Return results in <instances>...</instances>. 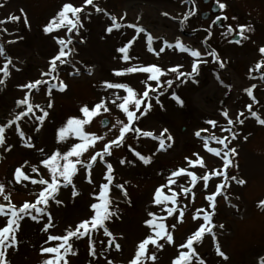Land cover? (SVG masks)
<instances>
[{
	"label": "rangeland",
	"instance_id": "obj_1",
	"mask_svg": "<svg viewBox=\"0 0 264 264\" xmlns=\"http://www.w3.org/2000/svg\"><path fill=\"white\" fill-rule=\"evenodd\" d=\"M261 1L247 0L243 4L250 9L249 17L240 16L234 12L232 15L228 11L231 20L233 16L237 17L231 22L233 26L250 24L254 28L253 32L246 33L250 36L249 40L244 41L248 47L247 53L243 54V49L240 47L233 49V55H226L227 51H225L223 56L227 57L226 69L220 70L217 67L216 71L220 73L221 79L232 85L231 90L221 86L214 75H208L207 70H210L211 66L201 65L199 76L196 77L199 81L198 84L193 83L191 79L184 84L176 83L168 93L161 97L164 108L161 109L153 99V107L149 115L139 124L142 130L152 131L154 135H159L163 128L168 129L174 143L167 153H157L147 166L139 160L136 161L135 166L128 164L121 166L118 160L122 156L127 159H136L128 145L143 155H151L158 143L142 135L138 140L132 139L129 134L126 136L125 144L119 149L114 148L112 156L105 158L113 164L114 184L129 181L125 187L128 198L131 200V204H129L126 199L121 198L119 189L112 188L110 195L114 200L120 201L122 219L109 222L108 227L114 234L123 233L125 239L122 242V253L117 254L113 251L109 258L119 262L130 257L135 243L145 235L147 230L142 221L146 216V208L149 206L151 194L156 186L164 182L163 176L157 174L158 171L163 170L167 173L168 170L176 167H187L184 157L191 158L193 153H199L208 168L220 166L219 159L203 149L202 141L194 136V131L207 128V134L227 135V133H221L219 127L213 129L205 123L206 120L214 119L218 125L228 127L225 118L220 114L221 109L226 108L229 115L235 119L236 114L244 109V105L251 102L244 89L252 84L257 85V88L253 89V95L259 101L258 104H253V110L257 111L261 118H264V81L259 79L260 75L258 76L257 70L253 68L256 62L261 59L257 49L259 46H264V11L261 8L263 3ZM64 2H68V0H3L4 6L0 7V20H4L9 14L19 15V10L22 8L27 14L30 29L25 27L23 18L18 24L15 22L0 24V29H7V32L0 31V44L4 45L5 54L10 55L13 62L21 68V71L13 70L10 79L6 81V86L0 87V121L7 117L9 110H16L13 107L14 100L22 98L24 95V90L18 89L17 85L39 78L40 71L47 69V61L57 50V45L52 39L53 34L46 35L42 29ZM71 2L79 6L83 0H71ZM93 2L106 9L107 13L114 15L115 11L124 8L125 0H93ZM221 2L227 4L228 10H236L238 7V4L235 6V2L232 0ZM84 10L91 12L92 15L89 19L84 20L83 14H81V19L84 22L81 35L84 36L85 43L74 45L78 50V55L73 58L74 61L80 62L77 67L81 68L82 75L76 78L70 77L68 71L71 69L63 66L59 79H62L69 87L63 93L53 90V109L50 110L38 138L32 131L34 123L30 119L20 122L21 129L26 135L32 134L36 147H43L45 152H50L57 147H60L61 151H65L69 145L79 142L78 138L69 137L66 142L57 145L56 131L66 123L68 117L79 115L78 108L82 103L94 102L99 96L106 94L100 87L101 81L125 82L137 92H142L145 88V84L142 83L144 79L136 78L131 74H127L123 79L112 75L113 68L126 67L120 66V54L116 51L120 46L117 43L119 30L115 29L111 34H107L104 26L110 21V17L103 13L96 14L91 5L86 6ZM64 31L62 29L58 34L63 35ZM16 37H23V39H16ZM169 39L172 40L171 35ZM12 40L15 42L9 43ZM188 60L190 58L186 57L187 64ZM3 62V58H0V65ZM87 67L94 68L91 75L85 71ZM250 68L253 69L251 75L256 77L254 79L249 78ZM260 70L264 73V67ZM111 91L114 90H109V94ZM115 91L121 95L125 94L123 90ZM172 91H176L182 98L183 106H178L177 102L170 98ZM33 92L34 94L29 97L32 103L39 102L42 105L46 103L44 86H41L39 92H35V90ZM245 116L247 118L244 125L238 126L240 135L230 145L237 149L238 155L235 157V162L238 164V168H230L229 175L235 174L238 178L245 179L246 183L242 186L235 183L231 185L226 193L230 204L223 197H218L214 223L223 224L224 227L223 229H214L216 240L213 241L211 236L205 233L200 243H194L196 252L204 259L205 264H260V258L264 257V208L258 207V202L264 200V126L259 125L255 118H252L247 112H245ZM110 118L114 122L117 118L123 119L124 117L119 110L113 107ZM86 130L102 133L105 128L97 119L94 126L90 128L86 126ZM5 135L6 141L13 143L14 146L10 152L0 153L3 156L0 159V181L10 179L13 168L19 166L25 159L40 167V172L33 174L34 178H47L46 170L38 164L40 154L35 150L22 147L18 143L19 137L14 129L6 130ZM109 135L111 136V134ZM167 135L168 133H165V136ZM244 136H247V140L243 139ZM209 146L218 147L212 142ZM100 147V142H97V150ZM90 152H92L91 148L83 154L82 159L87 158ZM104 170L103 165L99 162L94 165L91 173L94 184L104 182L102 179ZM189 171H196L199 176L205 169L196 166L189 168ZM83 175L84 173L81 171L74 177V183L80 191L79 196L73 199L70 187L62 188L58 198L63 201V204L56 206L50 202L49 208L53 214L55 225L49 230L52 234H63L68 226H74L81 218L89 214V193L93 190L94 185L86 183ZM215 182H218L215 177L209 181V192L212 191ZM202 185V181H197L192 189L196 194L194 202L191 196L183 199V204L187 205L184 222L178 223L173 231L175 244L166 245L158 253L157 264H171L172 260L178 256L179 251H187L186 248L178 249L176 245L184 243L202 222L201 220L195 222L192 220V215L197 208L208 207L205 201L206 192ZM32 199L34 196L29 193L28 188L17 187L13 191L12 200L17 205L24 200ZM0 203H3L2 198H0ZM231 205H235V208ZM5 222L6 218L0 217V226H3ZM43 222L42 220L41 223ZM165 222L175 223V220L169 217ZM39 228L40 224L25 217L17 233L18 250L9 249L8 251L7 258L10 264H40L42 257L38 249L46 234L41 233ZM93 239L97 241L96 249L99 252L102 247L100 241L105 240L106 237L101 231L94 233ZM70 242L79 251L77 255L69 256V264H87L89 260L87 238L81 240L73 238ZM55 243L57 242H52L53 245ZM217 244L220 246V250L227 255V260L217 254ZM149 248L151 249V246ZM100 264H105L103 258H100ZM192 264H197V261L193 259Z\"/></svg>",
	"mask_w": 264,
	"mask_h": 264
},
{
	"label": "snow or ice",
	"instance_id": "obj_2",
	"mask_svg": "<svg viewBox=\"0 0 264 264\" xmlns=\"http://www.w3.org/2000/svg\"><path fill=\"white\" fill-rule=\"evenodd\" d=\"M185 2H190L192 7L183 14V18L179 21L181 25H184L197 11L195 0H182V3ZM214 3L221 10L227 8V4L220 2V0H214ZM88 5L92 6L96 14L103 13L110 17L111 23L105 28L107 34H111L114 29L119 30L123 27L132 28L137 35L144 33L147 51L158 59L162 58L161 54L166 49L190 53L191 57L194 58L191 62V70L187 72L182 71L183 65L180 63L167 68H162L155 63L134 64L122 68H113L111 70L112 75L121 79L126 77L127 74L134 72L146 74V78L142 81L145 84L144 90L137 92L125 82H115L113 80L101 81L100 87L106 94L99 96L94 102L82 103L78 108L79 115L68 117L66 123L56 131L57 145L66 142L69 137L78 138L79 142L69 145L65 151H61V148L57 147L50 152H45L43 147H36L32 134L26 135L21 129L20 122L24 119H30L34 123L32 131L38 138L50 110L53 109V90L63 93L69 87L67 83L59 79L63 66L71 69L68 71L70 77L76 78L82 75L81 68L77 67V64L80 62L73 59L78 55V50L74 45L76 43H85L84 36L81 35V30L84 28L81 14H83L84 20L91 17L92 13L84 10ZM3 6V0H0V7ZM19 13V15L9 14L4 20H0V24L8 22L18 24L21 18H23L25 27L30 29L27 14L22 8L19 10ZM162 15L169 16V13L163 12ZM171 18L176 19L175 17ZM221 19L226 21L228 17L226 15L223 17L218 15L212 20L207 29H203V31L207 32L208 38L211 37L210 29L213 26H220L224 28L222 36L225 38L229 36L239 37V39L234 38L229 40L228 42L230 43L240 45L243 41L250 39V36L246 34L254 31V28L250 24H238L234 29L231 24H221ZM236 19L237 17H232V20ZM120 20H124V16H121ZM62 29L65 30L64 34L59 35L58 33ZM42 30L46 35L53 34L52 39L57 45V50L48 59L47 69L40 71L39 78L17 85L18 89L24 90V95L22 98L14 100L13 107L16 110H9L7 117L0 121V153H7L12 150L14 145L6 141L5 134L6 130L14 129L19 137L18 143L22 147L35 150L40 154L38 164L46 170L47 178H34L33 174H38L40 167L37 164H31L25 159L19 166L13 168L10 179L0 181V198L3 200V203H0V217L6 218L4 225L0 226V264H10L7 258L9 249L13 251L18 250L19 240L17 233L25 217L40 224L39 231L46 234L38 249L42 257L40 264H69V256H75L79 251L73 247V243L70 241L73 238L81 240L85 237L88 241L87 255L89 260L87 264H100V258H103L105 264H157L158 253L166 245L172 246L175 244L173 231L176 229L178 223L184 222L185 209L187 207L182 201L191 196L194 202L196 194L192 189L197 181L203 182L202 186L206 192L205 201L208 207L197 208L192 215L194 222L197 220H201L202 222L198 224L184 243L176 245L178 249L186 248L187 251H179L178 256L172 260L171 264H192L193 259L197 261V264H205L204 259L196 252L194 243H200L205 233L210 235L213 241L216 240L214 229H223L224 227L223 224L217 225L214 223V217L217 214L218 197H223L230 204L226 193L231 185L235 183L242 186L246 183L245 179L238 178L235 174L229 175L230 168H238V164L235 162V157L238 155L237 149L234 146H230L232 141L240 135L238 126L244 125L247 118L245 112L252 118H255L259 125L264 126V118H261L257 111L253 110V104L259 103L256 96L253 95V89H256L257 85L252 84L244 89L251 102L244 105V109L236 114L235 119L229 115V111L226 108L221 109L220 114L225 118L228 127L218 125L214 119L205 121L213 129L219 127L220 132L227 133V135L207 134V128L194 131V136L202 141L203 149L219 159V167L208 168L204 158L199 153H193L191 158L188 156L184 157L187 167H176L168 170L167 173L163 170L158 171L157 174L163 176L164 182L154 188L149 206L146 208V216L142 224L147 231L135 243L132 255L125 260L117 262L109 258V256L113 251L117 254L122 253V242L125 237L123 233L114 234L108 227L109 222L122 219V212L119 207L120 201L114 200L110 193L112 188L119 189L121 198L126 199L131 204L125 187L129 181L114 184L113 164L105 158L112 156L114 148L119 149L123 146L126 136L129 134L132 139L138 140L142 135L158 143L151 155H143L131 145H128L129 150L136 159H127L122 156L118 160L121 166L125 164L135 166L137 160L147 166L152 162L153 157L157 153H167L174 143V139L168 132V129L163 128L159 135H154L152 131L142 130L139 124L149 115L153 107V99H155L156 104L161 109L164 108L161 97L168 93L169 89H172L176 83L184 84L191 79L193 83L198 84L199 81L196 77L199 75L200 66L207 64L208 60L201 59L202 52L192 48L190 45H186L179 37L173 43L164 37L154 38L148 29H145L138 23H117L115 15L107 13L106 9L94 4L93 0H83V3L79 6L71 2V0L62 3L58 11L45 23ZM0 31L7 32V29H0ZM16 39H23V37H16ZM135 39L136 36L134 35L133 38L123 42L122 46L116 49L117 53L120 54L119 59L122 62L134 59L130 55L129 50ZM154 39L162 41L158 51L153 47ZM14 42L15 40L9 41V43ZM207 43L208 39L200 41L201 45L206 46ZM257 51L261 59L256 62L254 67L256 70H260L261 66L264 65V46H259ZM203 55L211 57L212 62L218 65L220 70L226 69V61L221 59L215 48L206 49ZM0 58H3L4 61L0 65V87H4L6 86V81L10 79L12 71H21V68L17 63L13 62L10 55L5 54L3 44H0ZM135 59H139V57H135ZM85 71L91 75L94 68L87 67ZM213 71L215 79L219 84L225 89L231 90L232 85L225 83L218 71L215 69ZM252 71L253 69L250 68L249 78L254 79L256 77L251 75ZM259 79L264 81V73L260 74ZM41 86L45 88L46 103L43 105L39 102L32 103L29 97L34 94L33 90L39 92ZM109 90L114 91H111L109 94ZM115 90H123L125 94L121 95ZM170 98L175 100L178 106H183L184 102L176 91L170 93ZM113 107L119 110L124 117L123 119L117 118L114 122L112 121L110 117ZM97 119L104 126L105 131L97 133L86 130V126L89 128L94 126V122ZM165 133H168V135L165 136ZM202 133H205V135H202ZM243 139L247 140V136H244ZM97 142L101 144L98 150L96 148ZM210 142L215 143L218 147H210ZM90 148L92 152L89 153L87 158L82 159L83 154L88 152ZM2 158L3 156L0 155V159ZM97 162L103 165L105 169L102 177L104 182L94 184L91 173ZM196 166L205 169L199 176L196 171H189V168ZM81 171L84 173V181L90 185H94L93 190L89 193V214L81 218L74 226H68L63 234H52L49 230L55 225L49 204L50 202L56 206L63 204V201L58 198L62 188L67 189L70 187L73 199L80 195V191L76 183H74V177ZM214 177L217 178L218 182L213 184V189L209 192V181ZM178 180L180 181L179 183L177 182ZM17 187L28 188L29 193L34 196V199L24 200L19 205L14 203L12 195ZM231 207L235 208V205H231ZM258 207L264 208V200L258 202ZM169 217L175 220V223H166L165 221ZM42 220L44 221L43 223H41ZM101 231L106 239L100 241L102 247L97 252V241L93 239V234ZM54 241L57 243L53 245L52 242ZM149 246H151V249ZM216 252L223 259H228L225 252L220 250L218 244L216 245ZM260 264H264V257L260 258Z\"/></svg>",
	"mask_w": 264,
	"mask_h": 264
},
{
	"label": "flooded vegetation",
	"instance_id": "obj_3",
	"mask_svg": "<svg viewBox=\"0 0 264 264\" xmlns=\"http://www.w3.org/2000/svg\"><path fill=\"white\" fill-rule=\"evenodd\" d=\"M221 1L225 0H220V2ZM232 1L235 2V6L236 4H238L236 10H228V8L221 10L218 8V6L215 5L214 0H195V7L197 9L196 14L194 16H191L184 25H181L179 21L183 18V14L186 11L190 10L192 5L190 2L182 3V0H125L124 8L115 11L114 15L117 17V23H138L140 26L144 27L145 29H148L152 33L154 38L164 37L169 42L174 43L176 38L179 37L181 41L186 45H190L192 48L198 49L202 52L201 59L208 60V63L204 65L211 66V69L207 70V73L209 76H213V70H217L218 65L212 62L211 57L203 55L206 49L215 48L216 51L219 53L221 59H223L224 61H226L227 58L223 56L225 51H227L226 55H230L233 53V49H239L238 47H240L243 49V54L247 53L246 50L248 47L245 45L244 41L240 45L228 42L229 40H232L234 38L239 39L238 36H229L226 38L222 36L224 28L220 26H213L210 29V38H208L207 32L203 31V29H207L209 27V25L212 23V20L218 15L222 17L226 15L228 17L226 21L221 19V24H231L233 26L228 11L232 15L234 12L240 16H250L249 7L246 8L243 5L247 2V0ZM262 1L261 8L262 11H264V0ZM163 12L169 13V16L162 15ZM121 16H124V20H120ZM171 17H175L176 19H172ZM110 23L111 21L105 23L104 28H106ZM233 28L235 29L236 25L233 26ZM118 33L119 34L117 38V43L120 46H122L123 42L133 38L134 35L136 36V39L134 40V43L129 50L130 55H132L134 59L128 62L121 61L120 66L155 63L161 66L162 68H167L171 65L180 63L183 65V68L181 69L182 71L187 72L191 70V62L194 58L191 57L190 53H181L175 49H166L165 52L161 54L162 58L158 59L152 53L147 51L146 38L144 33H139L137 35L134 30L129 27H123L119 29ZM170 35L172 36V40L169 39ZM203 39H208V43L206 46L200 44V41ZM161 43L162 41L160 39H154L153 47L158 51L159 47L161 46ZM135 57H139V59H135ZM186 57L190 58V60H188V64L185 61ZM171 58L172 60L170 61ZM262 67H264V65ZM253 68L255 69V67ZM261 73H263L261 70H257L258 76ZM130 74L132 76H135L136 78H146V74L142 72H134Z\"/></svg>",
	"mask_w": 264,
	"mask_h": 264
},
{
	"label": "water",
	"instance_id": "obj_4",
	"mask_svg": "<svg viewBox=\"0 0 264 264\" xmlns=\"http://www.w3.org/2000/svg\"><path fill=\"white\" fill-rule=\"evenodd\" d=\"M103 126V125H102ZM104 127V126H103Z\"/></svg>",
	"mask_w": 264,
	"mask_h": 264
}]
</instances>
